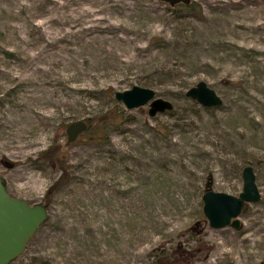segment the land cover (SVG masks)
<instances>
[{
    "label": "rangeland",
    "instance_id": "obj_1",
    "mask_svg": "<svg viewBox=\"0 0 264 264\" xmlns=\"http://www.w3.org/2000/svg\"><path fill=\"white\" fill-rule=\"evenodd\" d=\"M190 1L0 0V174L10 195L48 202L8 264H264L263 4ZM198 80L219 105L183 95ZM134 84L174 111L114 99ZM52 144L62 162L39 157ZM245 164L258 199L238 228L208 226L204 183L237 194Z\"/></svg>",
    "mask_w": 264,
    "mask_h": 264
},
{
    "label": "water",
    "instance_id": "obj_2",
    "mask_svg": "<svg viewBox=\"0 0 264 264\" xmlns=\"http://www.w3.org/2000/svg\"><path fill=\"white\" fill-rule=\"evenodd\" d=\"M168 5L187 4L190 0H161ZM263 4L264 14V0ZM184 95L195 100L199 105L214 107L221 103V98L203 80L196 81L184 90ZM114 99L120 101L125 108H133L147 104L146 112L153 116L157 112L168 111L172 103L156 96L152 88L131 85L123 90L113 92ZM86 127L83 119L69 122L65 127L67 141H73ZM241 189L237 194L213 190L210 181L204 183L200 195L203 218L210 227L230 225L239 227L237 215L244 203L256 201L259 191L254 180V172L249 164L240 170ZM46 218V207L41 203H30L26 199L10 195L4 186L0 174V264H8L24 249L28 239Z\"/></svg>",
    "mask_w": 264,
    "mask_h": 264
},
{
    "label": "trees",
    "instance_id": "obj_3",
    "mask_svg": "<svg viewBox=\"0 0 264 264\" xmlns=\"http://www.w3.org/2000/svg\"><path fill=\"white\" fill-rule=\"evenodd\" d=\"M180 5H182V7H192V2L190 1L189 3L187 4H183V3H179ZM165 7L169 10H173L174 7H169L167 5H165ZM184 95V94H183ZM185 96V95H184ZM188 100H190L193 104H196V101L185 96ZM204 110H208L210 109L209 107H205V106H201ZM215 107V106H214ZM174 110H173V106L168 110L166 111L167 113H172ZM103 118H107L105 115L103 116ZM86 123V127L85 129L80 132V133H83L84 131H87V129L89 128V125H90V119L89 118H85L83 119ZM103 124H106L107 123V120H103L102 122ZM51 148L49 150H43L39 153V157L42 158V159H45V160H50V161H63L60 159V156L62 155V149L60 148V146L58 144H52L50 146ZM60 171H59V174L56 176V178L50 183L48 189H47V193H51L52 191H55L56 189H58L67 179V170L66 168L63 167V165L60 163ZM47 201L46 202H43L41 204H43L45 207L47 206Z\"/></svg>",
    "mask_w": 264,
    "mask_h": 264
},
{
    "label": "flooded vegetation",
    "instance_id": "obj_4",
    "mask_svg": "<svg viewBox=\"0 0 264 264\" xmlns=\"http://www.w3.org/2000/svg\"><path fill=\"white\" fill-rule=\"evenodd\" d=\"M79 134H80V133H79ZM79 134H78V135H79ZM78 135H77V136H78Z\"/></svg>",
    "mask_w": 264,
    "mask_h": 264
}]
</instances>
